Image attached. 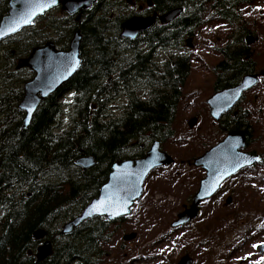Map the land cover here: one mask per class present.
Returning <instances> with one entry per match:
<instances>
[{"label":"trees","instance_id":"trees-1","mask_svg":"<svg viewBox=\"0 0 264 264\" xmlns=\"http://www.w3.org/2000/svg\"><path fill=\"white\" fill-rule=\"evenodd\" d=\"M252 1L153 0L161 14L182 12L134 40L120 36L123 18L110 16L112 5L94 4L81 20L56 8L0 41V264H99L106 254L102 246L112 240L111 226L123 219L114 223L96 217L69 234L62 226L97 196L116 160L142 157L153 142L173 137L191 73L186 39L202 25L205 13L237 29L215 49L220 60L212 68L213 91L232 87L256 70L246 44L251 31L239 10ZM7 10L8 0H0V19ZM77 30L79 69L40 103L22 129L25 114L18 105L33 73L16 70L18 60L48 40L67 49ZM248 119L249 111L238 107L219 126L228 132L243 129L250 145ZM84 156L95 164L79 167L76 162ZM41 232L53 252L36 261Z\"/></svg>","mask_w":264,"mask_h":264},{"label":"rangeland","instance_id":"rangeland-1","mask_svg":"<svg viewBox=\"0 0 264 264\" xmlns=\"http://www.w3.org/2000/svg\"><path fill=\"white\" fill-rule=\"evenodd\" d=\"M246 7L239 10L251 31L246 44L258 72L264 67V0H253L247 11ZM210 14L203 15V25L188 38L190 77L173 124V137L161 145L174 162L150 174L131 215L111 226L112 240L102 246L106 254L99 264H177L184 255L191 257L193 264H255L264 256L253 247L264 243L263 163L226 180L215 196L200 204V213L191 223L171 227L205 176L193 160L228 133L209 116L206 100L213 94L212 68L220 60L215 49L224 46L236 27L218 23ZM254 33L256 39L249 43ZM237 107L250 114L252 141L245 151L264 152V77L245 93ZM191 118L196 119L192 128L188 125ZM228 197L231 202L226 205ZM131 233L136 236L124 239Z\"/></svg>","mask_w":264,"mask_h":264},{"label":"water","instance_id":"water-1","mask_svg":"<svg viewBox=\"0 0 264 264\" xmlns=\"http://www.w3.org/2000/svg\"><path fill=\"white\" fill-rule=\"evenodd\" d=\"M96 0H57V3L41 12L38 8L45 0H9L8 10L0 19V41L11 37L22 29L32 25L24 24L22 20L29 13L35 11L32 17L34 21L49 10L60 5L61 11L73 15L82 10L89 9ZM150 5V0H147ZM181 8L171 10L158 17L162 24L173 21L180 13ZM157 14L148 17H133L122 25L120 36L134 39L139 33L153 25ZM80 13L76 17L79 20ZM17 26L16 31H11ZM81 34L77 30L68 48L60 50L56 48L53 41H47L42 46L34 47L30 53L18 60L15 67L28 68L33 72V77L23 86V97L18 105L20 112L25 114L21 128L26 129L39 104L66 84L80 67ZM189 42V39H188ZM251 41H249L250 43ZM76 61H79L76 64ZM264 76V68L258 73L244 75L235 86L228 87L215 92L206 103L209 107L211 118L219 121L221 116L234 108L241 99L244 92L254 87L259 77ZM252 81L250 86L247 82ZM29 108L33 111L29 112ZM196 119L189 121V127H193ZM247 145L246 134L242 130L228 132L227 135L217 144L208 149L201 156L193 160V164L205 171V176L200 180L198 189L191 197L188 207H185L177 214L176 220L171 227L183 226L199 215V205L213 197L220 189L221 184L228 178L234 176L241 170L261 162V157L244 151ZM77 165L84 169L94 165V159L90 156L77 160ZM173 163L172 157L160 149V142H154L143 157L132 159H118L110 169L107 180L100 186L98 195L92 198L84 209L74 218L65 222L62 226L64 234L71 233L87 220L95 217L104 218L107 221H115L131 214L132 207L142 194L143 184L146 177L158 167L169 166ZM103 202L104 208L96 210ZM231 198L226 199L230 204ZM106 209V210H105ZM119 212V215L115 213ZM91 213V214H89ZM44 234H38L42 238ZM135 233L124 235V239H132ZM260 253L264 248H258ZM52 254V247L49 241L36 248L34 257L36 261L44 260ZM178 264H192V259L185 255Z\"/></svg>","mask_w":264,"mask_h":264},{"label":"flooded vegetation","instance_id":"flooded-vegetation-1","mask_svg":"<svg viewBox=\"0 0 264 264\" xmlns=\"http://www.w3.org/2000/svg\"><path fill=\"white\" fill-rule=\"evenodd\" d=\"M9 1V0H8ZM94 4H99V6L101 7V8H103V6H107V5H112V14L110 15L111 17L113 16V15H116V16H120V17H122L123 18V20H122V22H121V26H120V28L122 27V25H123V23L124 22H126L127 20H129L130 18H133V17H148V16H151V15H153L154 13H156L157 14V16H156V19L154 20V23H153V25L156 23V22H158V17L160 16V15H162L161 13H159L158 11H155L154 10V4H153V0H150V5H148V3H147V0H145V1H135V0H96V2L94 3ZM123 6H125V8L123 7ZM133 7H136V9L135 8H133ZM126 8L127 9H129V10H127V11H125L126 10ZM133 8V9H132ZM59 9V8H58ZM89 10H91V8H89V9H87V10H85V11H89ZM82 14H83V12H81V18H82ZM74 17V19H76V14L73 16ZM159 23V22H158ZM152 25V26H153ZM161 25V24H160ZM151 26V27H152ZM150 28V27H149ZM148 28V29H149ZM121 31H122V28H121V30H120V34H121ZM138 36V35H137ZM136 36V37H137ZM135 37V38H136ZM134 38V39H135ZM127 39H129V38H127ZM134 39H130V40H134ZM256 70H257V68H256ZM256 70L253 72V73H256ZM229 112V111H228ZM227 112V113H228ZM232 112V111H231ZM235 113V112H234ZM226 114V113H225ZM224 114V115H225ZM224 115L222 116V118L224 117ZM221 118V119H222ZM262 155H263V157H264V153H262ZM226 180H228V179H226ZM225 180V181H226ZM224 181V182H225ZM224 182L221 184V186H220V189H221V187H222V185L224 184ZM219 189V190H220ZM219 190H218V192H219ZM217 192V193H218ZM216 195V194H215ZM214 195V196H215ZM228 198H230V197H228ZM189 206V205H188ZM188 206H184L183 207V209L185 208V207H188ZM47 240V239H46ZM44 241L45 240H41L40 241V243H39V245L40 244H43L44 243ZM42 261V260H41Z\"/></svg>","mask_w":264,"mask_h":264},{"label":"snow or ice","instance_id":"snow-or-ice-1","mask_svg":"<svg viewBox=\"0 0 264 264\" xmlns=\"http://www.w3.org/2000/svg\"><path fill=\"white\" fill-rule=\"evenodd\" d=\"M56 3H57V0H45V2L40 3L38 5V8H39V10L41 12H43L46 8L51 7L52 5H54ZM35 14H36L35 11L32 12V13H29L28 16L22 20V23H24V24H31L33 22L32 17ZM16 30H17V26H13L11 28V31H16ZM78 63H79V61H76V64H78ZM251 83H253V82L252 81L247 82L246 86H250ZM31 111H33V109L32 108H29V112H31ZM100 208H104L103 202L101 203V205L96 210H100ZM89 214H91V213H89ZM115 214L116 215H119L120 213L117 212ZM253 247L254 248H264V244H254ZM249 255H251V254H249ZM261 261H264V256H262L260 258V260L256 261L255 264H261Z\"/></svg>","mask_w":264,"mask_h":264},{"label":"bare ground","instance_id":"bare-ground-1","mask_svg":"<svg viewBox=\"0 0 264 264\" xmlns=\"http://www.w3.org/2000/svg\"><path fill=\"white\" fill-rule=\"evenodd\" d=\"M81 18V16L79 17V20H81L80 19ZM43 101V100H42ZM40 105V104H39ZM38 108V107H37ZM84 157H88V156H84ZM91 157V156H90ZM82 158V157H81ZM93 158V157H92ZM94 164H95V161H94ZM79 166V165H78ZM80 167V166H79ZM82 167V166H81ZM83 168V167H82ZM84 169V168H83ZM42 233V232H41ZM38 234H40V233H38ZM38 234H37V238H38ZM42 234H44V233H42ZM44 237H45V235H43V237L42 238H38V239H40V240H43L44 239ZM45 241H49L50 243H51V240H45ZM52 245V244H51ZM52 252H53V250H52ZM50 257V256H49Z\"/></svg>","mask_w":264,"mask_h":264}]
</instances>
